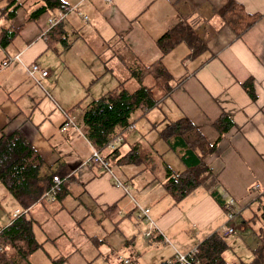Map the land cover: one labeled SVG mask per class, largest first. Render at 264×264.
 <instances>
[{
  "label": "crops",
  "instance_id": "1",
  "mask_svg": "<svg viewBox=\"0 0 264 264\" xmlns=\"http://www.w3.org/2000/svg\"><path fill=\"white\" fill-rule=\"evenodd\" d=\"M62 1L64 5L77 6L80 15L76 11L69 13L53 28L48 20L58 11L28 21L31 10L19 8L12 20L1 18L8 24L2 25L0 33L19 30L0 55V137L20 132L44 161L40 175L56 174L64 179L67 188L61 202H46L50 204L47 206L36 203L30 208L31 214L43 210L64 212L63 201L72 192L76 203L84 205L86 211V201L94 202L105 212L109 205L124 198L126 190L112 185L110 175L100 165L86 163L91 154L87 147L90 150L92 144L83 120L77 119L83 117L84 111L76 113L79 107L69 115L67 112L82 99L84 105L87 99L100 98L105 88L103 80L113 83L114 88L122 84L126 90L127 85L136 83L128 91L136 90L139 83L131 77L132 71L158 61L162 56L156 41L184 21L194 28L211 57L182 81L173 83L169 96L136 120L134 129L144 133L146 144L133 139L132 142L140 144V153L147 162L152 161L155 153L162 158L176 153L158 135L162 129L159 126L185 116L202 136L195 146L206 151L201 155L207 169L200 176V185L177 204H173L172 198L165 200L166 194L144 198L136 194L141 196L140 201L137 199L139 204L149 208L153 216L149 239L168 244L167 260L175 250L185 252L220 229L225 217L221 203L227 198L241 206L264 198L263 18L238 38L217 12L230 0ZM233 1L248 14L264 15V0ZM183 46L173 52L183 49L186 53L188 49ZM173 52L161 59L165 66ZM14 56L19 60L5 68L1 66L6 57ZM32 63H38L49 75L38 76L37 81L30 79L25 68ZM147 78L142 82L144 86ZM249 79L253 80L255 100L242 87ZM166 103L168 110H157ZM155 111L158 113L154 114ZM223 113L233 125L220 134L213 123ZM68 119L71 124L61 130ZM106 152L101 153L105 156ZM172 157L171 163H164L163 159L161 162L175 172L183 170L178 154ZM142 170L149 175L146 167L134 170V175L139 177ZM137 179L123 182L136 184ZM151 179L148 176L144 182ZM254 184H259L260 194L251 190ZM55 203H59L57 207ZM129 204L130 200L123 205L126 212H121L117 205L120 218L133 213L136 216V207L127 209ZM129 211L132 213L126 215Z\"/></svg>",
  "mask_w": 264,
  "mask_h": 264
},
{
  "label": "trees",
  "instance_id": "2",
  "mask_svg": "<svg viewBox=\"0 0 264 264\" xmlns=\"http://www.w3.org/2000/svg\"><path fill=\"white\" fill-rule=\"evenodd\" d=\"M7 2L9 4L7 3L2 10L0 18L12 20L19 8L30 11L25 8L24 2L18 3L17 0H7ZM35 4L36 6L40 4V6L31 10L28 21L36 20L47 12L59 11L64 6L62 0H37ZM217 12L225 25L238 38L258 20L264 19V15L246 13L242 5L233 0L227 2ZM18 30L0 33V47H7L17 35ZM156 44L162 57L150 66L135 69L131 73V77L139 83L136 90L128 91L120 84L84 106L82 105L84 99H82L67 112L69 115L77 108L83 107L82 120L86 126V136L93 147L100 152L107 151L105 158L108 159L110 166L115 164L141 165L142 162H147L146 156L140 153L138 142L130 143L129 150L125 153L121 152V145L124 142L125 133L130 131L129 128L135 125L136 120L156 108L174 88L171 82L172 77L161 59L182 44L188 49L184 60L196 59L207 50L205 43L194 28L185 21L166 31L156 41ZM51 46L52 44L49 47ZM147 77L152 78L153 85L144 86L142 84ZM242 87L248 96L255 100L253 80L249 79L244 82ZM156 93L159 95L157 96ZM136 113L141 115L132 120V115ZM213 125L220 134H223L232 127L233 123L228 115L223 113ZM158 135L169 149L178 154L184 165L183 170L175 172L169 164H163L165 194L173 199V204H177L200 185V176L207 169L202 162V155L206 151L202 147L195 146L196 143L202 141V136L185 116L166 124L159 130ZM118 138L120 140L109 148V145ZM43 165L44 161L38 152L20 132L3 134L0 137V182L21 208L19 214L12 215L7 225L0 227V264H31L30 256L43 247L44 242L38 241L34 235L33 227L37 219L29 215L33 205L45 201L42 196L52 180L53 174L40 175ZM66 195L67 188L63 181L53 202H61ZM117 205L118 203L114 202L105 209V212L118 210ZM221 205L224 211V202ZM135 211L137 214V208ZM129 213L131 214L132 211L127 212L126 215ZM122 219L124 218H120ZM228 246L225 235L218 230L197 244L196 257L202 264H264V237L252 248V259L248 263L242 260L227 261L223 253ZM159 264L167 263L165 260ZM173 264L180 263L174 262Z\"/></svg>",
  "mask_w": 264,
  "mask_h": 264
},
{
  "label": "rangeland",
  "instance_id": "3",
  "mask_svg": "<svg viewBox=\"0 0 264 264\" xmlns=\"http://www.w3.org/2000/svg\"><path fill=\"white\" fill-rule=\"evenodd\" d=\"M5 1L0 0V14L7 6L8 2L7 0ZM18 1H21L20 3L24 2L25 8L29 10L34 9V5L36 6L35 3L37 2V0ZM3 24L8 23L0 18V32ZM183 48H185V45ZM182 50L183 49L173 52L171 54L172 56L168 58L166 66L163 64L172 77V83L182 81L188 76V73L197 68L200 63H205L211 57L209 52H204L196 59L185 61L184 57L187 55L188 51L185 53ZM2 54L3 49L0 47V55ZM105 81L103 80L102 83L105 88L101 92V95L114 88L113 83L110 85ZM135 84L127 85V89L131 90L135 88ZM144 84L146 86L153 85L152 78H147ZM156 95L158 96L159 94L156 93ZM90 100L91 99H87L84 105ZM168 106L169 104L166 103L162 108H157V110H163L164 108L163 111H166L169 109ZM82 108L83 107L76 110V113L82 114ZM155 113L158 112L155 111L154 114ZM136 116L137 113L132 115V120H134ZM77 119L79 121L82 120V116ZM82 124L83 127L86 128L84 123ZM134 126H131L129 129L130 131L125 133V138H123L124 142L121 145L122 150H127L130 147V142L133 140L140 141L141 144H146V139L143 136L144 133L140 129L135 130ZM164 126L165 124L160 125L159 129ZM121 137L122 136H120V138ZM87 150L90 154L91 149L89 150L87 147ZM172 156H177V154L169 153L167 157L162 158L161 154L155 153L153 154L151 162H142L141 165L115 164L111 165V169H104V172L110 175L112 185H114L115 177L125 187L126 193L122 199L123 201L120 200V202H118L121 212L127 211L124 210L123 205L129 200L130 204L127 209H133L134 206H138L139 202L137 199L140 201L141 196L138 198L136 194L142 195V198H144L145 195H152V197L156 194L159 196L165 195L164 169L161 160L163 159L164 163H171ZM144 167L147 168V172L149 173L148 176L152 178L149 182H144L147 181L145 179L148 177L147 174L145 175L144 170L140 171L139 177H136L138 175H134V170ZM110 170H112V172ZM136 178H138L136 184L134 182V184L123 182L133 181ZM261 192L262 189L256 193L260 194ZM71 194L72 195H68L63 201L65 205L64 212L58 213L54 210H43L41 212L29 214L35 220L37 219L33 227L36 239L40 242H44L43 247L36 250L30 256V262L32 264H125L123 262L125 259L130 260L133 264H159L167 258L169 249L166 245L168 244L162 241L151 242L146 236V232L150 229V225L144 219L138 218L137 214L135 216V213H133L130 217L119 221L121 216L120 209L102 212L98 209L99 206L94 202L89 203L86 201L85 203L88 205V211H86L84 205L76 203L77 198L74 197L75 194L73 192ZM164 199L171 201L169 195H165ZM39 204H44V206L50 205L46 203V201ZM57 204L55 203L54 206L57 207ZM236 204L239 213L235 215V219L228 220L226 217L223 218V225H233L235 228L234 232L225 235V239L229 246L223 253V256L229 262L240 259L247 263L252 259L251 249L264 237V198L257 202L253 201L248 206H241L239 203ZM54 206L51 205V207ZM17 209L21 210L19 205L13 197L8 194L4 185L0 182V227L10 222V218ZM149 217L151 220L153 219L150 210ZM178 237L181 238V235ZM197 240V237H195L194 242Z\"/></svg>",
  "mask_w": 264,
  "mask_h": 264
},
{
  "label": "built area",
  "instance_id": "4",
  "mask_svg": "<svg viewBox=\"0 0 264 264\" xmlns=\"http://www.w3.org/2000/svg\"><path fill=\"white\" fill-rule=\"evenodd\" d=\"M105 1L110 2L109 0H105ZM75 11L78 13L77 6H73V7L67 6V5L62 6V8L56 13L55 16H52L49 18L48 24H49L50 28H53L54 26H56L57 24L62 22L69 13H72ZM78 15H80V13H78ZM18 60H19V58L17 56L6 57V59L2 62L1 66L3 68H5L9 64H11L12 62L18 61ZM25 70H26L27 76L30 79H32L33 81H37L38 76L41 78H45L49 75L48 71L42 69L38 63H32L29 66H26ZM71 122H72L71 119L66 120L64 122V124L62 125L61 130H64L68 125L71 124ZM132 126H134V125H132ZM119 140H120V138L116 139L114 143H111L109 145V148L113 147V144L117 143ZM86 163L87 164H98V165H100V167L103 170L104 169H106V170L111 169V166H110L108 159H106L105 156L98 149H96L93 146H91V154H90V157L88 158V160L86 161ZM110 171L112 172V170H110ZM63 181H64V179L61 178L60 176L52 175V180L49 183L48 189L45 191L42 198L46 202H53L55 200L56 194L60 190V186L63 183ZM114 185L121 186V187L125 188L123 186V184L115 177H114ZM259 187H260L259 184H254L253 186H251V190L252 191H259ZM136 208H137V217L140 219H144L150 225V229L146 232V236L149 238L153 232L152 226H154L153 221L149 217V208L141 206L139 204ZM224 212H225V216L228 220H234L235 219V215L239 211H237L236 202L233 198L229 197L224 201ZM19 213H20V210L17 209L15 211L14 215H17ZM219 231L221 232L222 235H227L229 233L234 232L235 228L233 225L228 226V225L224 224L220 227ZM197 253H198L197 244L185 252L175 250L173 256L168 258L166 260V263L167 264H173L174 262H179L180 264H202L201 261L196 257ZM123 262L125 264H133V263H131L130 260H127V259L123 260Z\"/></svg>",
  "mask_w": 264,
  "mask_h": 264
}]
</instances>
